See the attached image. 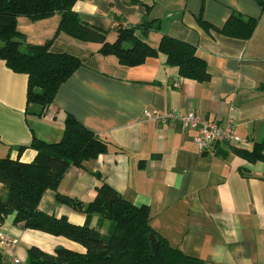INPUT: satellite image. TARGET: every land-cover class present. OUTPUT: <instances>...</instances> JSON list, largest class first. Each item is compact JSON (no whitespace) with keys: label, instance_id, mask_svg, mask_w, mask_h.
<instances>
[{"label":"crops","instance_id":"crops-1","mask_svg":"<svg viewBox=\"0 0 264 264\" xmlns=\"http://www.w3.org/2000/svg\"><path fill=\"white\" fill-rule=\"evenodd\" d=\"M73 10L88 26L105 31L108 43L116 40L117 24L159 22L160 31L149 32L144 42L157 49L167 35L195 46L210 80L181 79L162 54L138 67L122 66L114 56H102L98 43L57 34L58 15L36 22L18 18L17 31L27 44L51 41L52 53L74 56L82 66L42 112L26 104L27 77L0 60V158L32 162V139L58 142L67 115L108 143L106 154L71 168L56 191H46L38 210L84 225L85 214L61 204L56 195L88 204L100 175L125 201L146 206L153 231L184 255L203 264H264V160L250 162L243 154L260 144L264 155V0H79ZM233 13L256 19L248 40L224 37L197 23L200 17L222 29ZM147 109L196 111L220 125L231 121L239 145L217 144L199 153L193 132L175 121H146ZM14 217L0 224L15 243L11 248L0 242L6 263L27 264L31 247L46 254L60 248L85 252L63 237L22 230ZM97 222L92 216L89 228L96 229ZM107 225L100 234H106Z\"/></svg>","mask_w":264,"mask_h":264},{"label":"trees","instance_id":"trees-1","mask_svg":"<svg viewBox=\"0 0 264 264\" xmlns=\"http://www.w3.org/2000/svg\"><path fill=\"white\" fill-rule=\"evenodd\" d=\"M79 0H0V60L13 73L27 77L26 104L37 105L42 112L48 109L59 87L81 66L82 61L69 54L52 53L51 41L43 45L27 44L17 31L18 18L32 22L60 17L57 34L63 33L82 42L101 45L102 56H114L125 67H138L148 58L162 54L165 65L176 68L181 79L198 83L208 82L210 76L205 61L197 56L195 46L162 35L158 48L144 42L151 31H160L159 22H147L117 29L113 43L106 40L107 33L85 24L73 7ZM200 27L221 36L248 40L256 19L231 14L222 29L197 20ZM139 32V35L136 34ZM36 155L32 162L23 163L0 158V224L14 214L13 224L25 230H35L63 237L81 245L84 253L57 249L46 254L36 247L27 251V264H203L170 247L150 227V212L146 206H135L125 201L100 175L95 196L88 204L56 195V200L85 214L84 225L77 226L65 217L56 218L38 210L46 191H56L63 176L73 167L80 168L85 161L96 160L108 151V143L67 115L61 139L46 143L36 138L30 144ZM24 147L20 148L21 152ZM243 153L240 150H233ZM250 162L264 160L263 146L255 145L251 153H243ZM98 216L96 229H90L92 216ZM108 224L105 235L100 234ZM156 237L158 248L153 252L150 237ZM0 264L4 262L0 255Z\"/></svg>","mask_w":264,"mask_h":264},{"label":"built area","instance_id":"built-area-1","mask_svg":"<svg viewBox=\"0 0 264 264\" xmlns=\"http://www.w3.org/2000/svg\"><path fill=\"white\" fill-rule=\"evenodd\" d=\"M119 28L120 25L115 26ZM125 27V26H124ZM143 118L146 121H155L161 124L175 121L180 129L191 131L195 134L194 143L196 144L199 153H203L217 144H226L229 146H238L239 137L236 135L234 125L231 121H226L225 124H218L205 120L196 111H187L183 114L168 112L162 114L156 110H144ZM0 242L5 243L9 247L14 246V241H10L8 236L0 229ZM18 264V261H14Z\"/></svg>","mask_w":264,"mask_h":264},{"label":"water","instance_id":"water-1","mask_svg":"<svg viewBox=\"0 0 264 264\" xmlns=\"http://www.w3.org/2000/svg\"><path fill=\"white\" fill-rule=\"evenodd\" d=\"M150 241H151V247H152L153 252H156L157 248H158V240H157V238L151 236L150 237Z\"/></svg>","mask_w":264,"mask_h":264}]
</instances>
